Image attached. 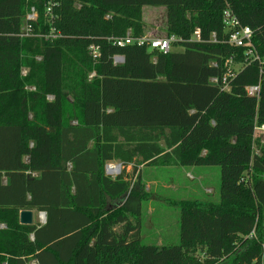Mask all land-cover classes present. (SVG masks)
Returning <instances> with one entry per match:
<instances>
[{
  "label": "trees",
  "instance_id": "obj_1",
  "mask_svg": "<svg viewBox=\"0 0 264 264\" xmlns=\"http://www.w3.org/2000/svg\"><path fill=\"white\" fill-rule=\"evenodd\" d=\"M146 7L167 10L168 54L110 41L144 36ZM226 10L264 60V0H0V264H264V67L225 42ZM214 166L219 200L175 201L179 243L143 244L141 167Z\"/></svg>",
  "mask_w": 264,
  "mask_h": 264
},
{
  "label": "rangeland",
  "instance_id": "obj_2",
  "mask_svg": "<svg viewBox=\"0 0 264 264\" xmlns=\"http://www.w3.org/2000/svg\"><path fill=\"white\" fill-rule=\"evenodd\" d=\"M166 16L167 10L165 7L144 8V36L166 37ZM28 17L27 20H29ZM29 29V24L24 23V32L28 33ZM174 50L180 52L183 48L177 46ZM37 60L40 61V58H37ZM233 66L239 67L238 65ZM23 75H26V70H23ZM91 78L90 75L89 80ZM28 88L29 90L35 89L34 87ZM256 138H259L261 144L264 145V133H257ZM256 153H258L257 150ZM205 154L206 152L203 153V155ZM107 165L116 167L120 164L109 163ZM141 169V180L145 191L142 215V243L145 245L162 246L179 243L180 209L174 205L175 201L208 198L215 201L219 200L221 183L219 167H143ZM122 171L120 165L118 174L110 171V174H108L107 167H105L106 175L113 179L117 178ZM119 207L118 202L115 204V208ZM36 216L34 222L42 223L41 216L37 213Z\"/></svg>",
  "mask_w": 264,
  "mask_h": 264
},
{
  "label": "built area",
  "instance_id": "obj_3",
  "mask_svg": "<svg viewBox=\"0 0 264 264\" xmlns=\"http://www.w3.org/2000/svg\"><path fill=\"white\" fill-rule=\"evenodd\" d=\"M48 13H51L50 6L48 7ZM29 20H33L37 18V14L35 13L34 9L32 10V13L29 15ZM223 22L225 26V34L227 36V39H225L229 45L236 47V48H246V56L248 57L246 60V65L252 62H259L262 67H264V60L260 58L258 53L256 52V49L253 45V37H254V31L249 27H243L236 16L230 11L226 10L223 14ZM193 38L196 41H199L201 39V32L199 29L194 31ZM212 39L214 42L217 41L216 34L212 35ZM110 41L112 44L118 48L126 47V46H132L136 45L138 47H145L149 49L150 51H157L159 53L168 54L172 51L173 45L180 42L178 38L175 36L171 37H164V38H155L152 36H142V37H133L131 32H128L126 37L122 38H111ZM90 51L92 53V56L94 59H97L99 56V50L95 46L90 47ZM124 62V58L120 56L114 57V63L115 64H121ZM233 65H235L232 61H230L228 65V70L226 74L222 78H211L210 83L212 85L219 86L222 91H230V85L228 83V80H232L236 74L239 72L240 68H236ZM94 74L91 75L93 77ZM246 93L248 96L252 98H259L260 90H261V82L258 85L249 86L245 88ZM257 133H264V125H257L255 127V134ZM107 173L109 171L111 173L118 174L120 171V165L113 167L110 165H107ZM40 216L42 218V223L45 222V217L40 213Z\"/></svg>",
  "mask_w": 264,
  "mask_h": 264
},
{
  "label": "water",
  "instance_id": "obj_4",
  "mask_svg": "<svg viewBox=\"0 0 264 264\" xmlns=\"http://www.w3.org/2000/svg\"><path fill=\"white\" fill-rule=\"evenodd\" d=\"M42 215L45 217V222L46 223V214L42 213ZM20 223L22 225H33L34 224V215H33V211H22L20 213Z\"/></svg>",
  "mask_w": 264,
  "mask_h": 264
},
{
  "label": "crops",
  "instance_id": "obj_5",
  "mask_svg": "<svg viewBox=\"0 0 264 264\" xmlns=\"http://www.w3.org/2000/svg\"><path fill=\"white\" fill-rule=\"evenodd\" d=\"M112 163H118V162H112ZM118 164H120V163H118ZM121 165V164H120ZM121 167H122V165H121ZM141 168H143V167H141ZM122 169H124V167L122 168ZM129 169H130V171H129ZM131 171H132V166H128L127 168H126V173L127 174H130L131 173ZM107 176H109V175H107ZM110 177V176H109ZM112 178V177H111ZM113 179V178H112ZM116 179V178H115ZM114 180V179H113ZM37 214H39L40 215V213H37ZM33 215H34V220H36V218H37V216H36V212H33ZM39 223V222H38ZM41 223V222H40ZM34 224H36L35 222H34ZM41 224H44V223H41Z\"/></svg>",
  "mask_w": 264,
  "mask_h": 264
}]
</instances>
